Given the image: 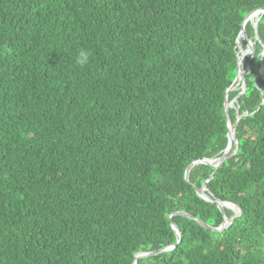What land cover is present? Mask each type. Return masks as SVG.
Wrapping results in <instances>:
<instances>
[{
    "label": "trees",
    "instance_id": "16d2710c",
    "mask_svg": "<svg viewBox=\"0 0 264 264\" xmlns=\"http://www.w3.org/2000/svg\"><path fill=\"white\" fill-rule=\"evenodd\" d=\"M260 8L0 0V264H132L172 244L137 264H264V13L257 38L246 23V89L224 111L237 37ZM237 114L236 153L186 180L222 154ZM196 188L241 213L221 231L168 218L233 215Z\"/></svg>",
    "mask_w": 264,
    "mask_h": 264
},
{
    "label": "water",
    "instance_id": "95a60500",
    "mask_svg": "<svg viewBox=\"0 0 264 264\" xmlns=\"http://www.w3.org/2000/svg\"><path fill=\"white\" fill-rule=\"evenodd\" d=\"M262 13H264V8L256 9V10H253V11L249 12L244 18V21H243L242 26H241L240 33H239V35L237 37V40L238 39L240 40V44L238 45V52L241 51L242 48H243V52H242L241 55H238V57H237L236 76H235V78H234V80L232 82V85L226 90V93H225L224 111H225L226 116H227L228 108L231 106L230 103H232V101H228L227 95H228V92L230 90H232V88L234 87V83L237 81V79H240V81H241V83L243 85V88L240 91V94H242L244 92V90L246 89V84H245V81H244L245 72L243 70V67H242L241 73L239 72L240 62L243 64V58L245 57V55L247 53L252 52V49H253L252 48L253 42L248 38V36L246 34V23H247V21H250V23L252 24V26H253V28L255 30V37L257 38L256 24H257V21L259 20L260 15ZM252 16H256V20L254 22L251 20ZM242 39L246 43L245 47H243ZM242 115L243 114H237L233 123H231L229 118L226 117L227 139H228V141H227V145L224 148L222 154L220 156H218V157H210V158L206 157V158L198 159V160H195V161L191 162L186 167V170H185L184 177H185L186 180H188V173H189V171L191 169V165L197 164V163H204V164H209V165H212L214 167H217L223 161H225L226 159H228L229 157H231L233 154L236 153V151L238 149V141H237V138H236L235 128H236L238 119ZM196 192L204 200H207V201H210V202H215L220 210H223L222 209L223 207L231 209L233 211V215L231 217H229V218H227L224 215L223 221L218 227H212L209 224H207L206 222H204L203 220H201L199 218H195L191 214H189L187 212H183V211L172 212V213L168 214V218L171 219L172 215H174V214H182V215H184V216H186V217H188L190 219L196 220L197 223H199L201 226H203V227H205L207 229H211V230H214V231H221V230L225 229L232 222V220L234 219L235 216H237V215H239L241 213L240 207L237 206L236 204L230 202V201L214 200L207 193H205L204 191H202L199 188H196ZM170 223H171L172 228L175 230L177 235L180 237L181 234H180V231H179L177 225L172 220L170 221ZM178 241H179V239H178ZM173 246H174V244L169 245V246H165V247L160 248V249L155 250V251L137 253L135 255V258H134L132 264H137V259L138 258L151 256V255H156V254H158L160 252H163V251L171 249Z\"/></svg>",
    "mask_w": 264,
    "mask_h": 264
},
{
    "label": "clouds",
    "instance_id": "9594fccd",
    "mask_svg": "<svg viewBox=\"0 0 264 264\" xmlns=\"http://www.w3.org/2000/svg\"><path fill=\"white\" fill-rule=\"evenodd\" d=\"M246 55H247V54H246ZM87 60H88V53H87L86 51L81 50L80 53H79V55H78V57H77V63L83 65V64H85V63L87 62ZM242 67H243V64H242ZM237 84H238L239 86L241 85L242 88H243V85H242L240 79H237V81H236V83L234 84V86H236ZM233 89H234V88H233ZM231 101H233V100H231ZM232 104H233V102H232Z\"/></svg>",
    "mask_w": 264,
    "mask_h": 264
},
{
    "label": "bare ground",
    "instance_id": "6f19581e",
    "mask_svg": "<svg viewBox=\"0 0 264 264\" xmlns=\"http://www.w3.org/2000/svg\"><path fill=\"white\" fill-rule=\"evenodd\" d=\"M251 20L254 22L256 20V16H252ZM253 45V44H252ZM242 71V63L240 62V66H239V72L241 73Z\"/></svg>",
    "mask_w": 264,
    "mask_h": 264
},
{
    "label": "rangeland",
    "instance_id": "374dc122",
    "mask_svg": "<svg viewBox=\"0 0 264 264\" xmlns=\"http://www.w3.org/2000/svg\"><path fill=\"white\" fill-rule=\"evenodd\" d=\"M237 44H238V45L240 44V40H239V39L237 40ZM247 54H248V53H247ZM237 86H238V84H237L236 86H234L233 88H236ZM233 88H232V89H233ZM232 102H234V100H233ZM230 104H231V106H230V107H232V106H233V104H232V103H230Z\"/></svg>",
    "mask_w": 264,
    "mask_h": 264
}]
</instances>
